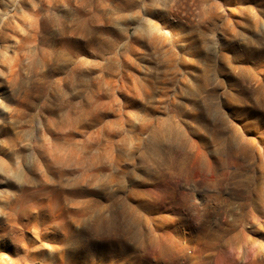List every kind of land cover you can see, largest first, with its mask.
<instances>
[{
  "label": "rangeland",
  "instance_id": "obj_1",
  "mask_svg": "<svg viewBox=\"0 0 264 264\" xmlns=\"http://www.w3.org/2000/svg\"><path fill=\"white\" fill-rule=\"evenodd\" d=\"M263 255L264 0H0V264Z\"/></svg>",
  "mask_w": 264,
  "mask_h": 264
},
{
  "label": "bare ground",
  "instance_id": "obj_2",
  "mask_svg": "<svg viewBox=\"0 0 264 264\" xmlns=\"http://www.w3.org/2000/svg\"><path fill=\"white\" fill-rule=\"evenodd\" d=\"M207 258H208V256H206V257H205V259H207ZM262 258H264V255H263V257H262Z\"/></svg>",
  "mask_w": 264,
  "mask_h": 264
}]
</instances>
